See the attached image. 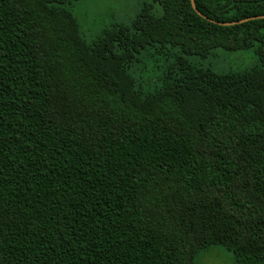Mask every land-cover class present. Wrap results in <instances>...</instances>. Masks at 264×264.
I'll return each mask as SVG.
<instances>
[{
    "label": "trees",
    "instance_id": "1",
    "mask_svg": "<svg viewBox=\"0 0 264 264\" xmlns=\"http://www.w3.org/2000/svg\"><path fill=\"white\" fill-rule=\"evenodd\" d=\"M81 1L0 0V264H264V0Z\"/></svg>",
    "mask_w": 264,
    "mask_h": 264
},
{
    "label": "rangeland",
    "instance_id": "2",
    "mask_svg": "<svg viewBox=\"0 0 264 264\" xmlns=\"http://www.w3.org/2000/svg\"><path fill=\"white\" fill-rule=\"evenodd\" d=\"M144 1L149 0H83L75 4L74 13L86 35L91 38L113 22L129 23ZM219 60L209 61L217 71L244 69L255 63L253 52L223 53ZM197 264H234L231 256L219 248L204 251Z\"/></svg>",
    "mask_w": 264,
    "mask_h": 264
},
{
    "label": "water",
    "instance_id": "3",
    "mask_svg": "<svg viewBox=\"0 0 264 264\" xmlns=\"http://www.w3.org/2000/svg\"><path fill=\"white\" fill-rule=\"evenodd\" d=\"M191 1H192V6H193V9L195 10V12H196L198 15L202 16L203 18L208 19L205 15H203V14L198 10V8L196 7V4H195V0H191ZM262 18H264V15H262V16L250 17V18H248V19H245V20H242V21H239V22H235V23H220V22H215V21L210 20V19H208V20H210V21H212V22H215L216 24H220V25H232V24L244 23V22H246V21H248V20H255V19H262Z\"/></svg>",
    "mask_w": 264,
    "mask_h": 264
}]
</instances>
